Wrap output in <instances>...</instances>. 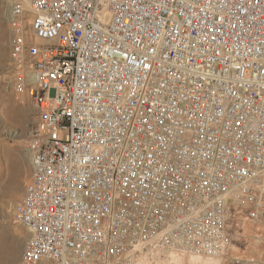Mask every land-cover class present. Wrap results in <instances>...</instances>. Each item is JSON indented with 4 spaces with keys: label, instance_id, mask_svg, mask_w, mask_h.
I'll use <instances>...</instances> for the list:
<instances>
[{
    "label": "built area",
    "instance_id": "2783aa9c",
    "mask_svg": "<svg viewBox=\"0 0 264 264\" xmlns=\"http://www.w3.org/2000/svg\"><path fill=\"white\" fill-rule=\"evenodd\" d=\"M9 29L20 264L221 258L264 227V0H15Z\"/></svg>",
    "mask_w": 264,
    "mask_h": 264
},
{
    "label": "rangeland",
    "instance_id": "374dc122",
    "mask_svg": "<svg viewBox=\"0 0 264 264\" xmlns=\"http://www.w3.org/2000/svg\"><path fill=\"white\" fill-rule=\"evenodd\" d=\"M0 0V10L8 2ZM37 121L32 101L19 98L10 66L9 20L0 15V261L2 264H20L29 231L16 222L14 210L21 199L32 174V164L27 150L30 132ZM236 220H239L236 217ZM235 225V224H234ZM233 225V226H234ZM246 232L221 258L205 259L198 264H264V227L248 220ZM235 227V226H234ZM238 228H234V230ZM3 244V245H2ZM184 264H195L199 258L183 255ZM160 253V261L172 256ZM197 259V260H196ZM145 264H157V260ZM160 262H158L159 264ZM164 263V262H162ZM160 263V264H162ZM169 264V263H165Z\"/></svg>",
    "mask_w": 264,
    "mask_h": 264
},
{
    "label": "bare ground",
    "instance_id": "6f19581e",
    "mask_svg": "<svg viewBox=\"0 0 264 264\" xmlns=\"http://www.w3.org/2000/svg\"><path fill=\"white\" fill-rule=\"evenodd\" d=\"M15 0H7L6 2L7 5H6V8L5 10H0V15L1 17L2 16H6L7 20H9V12H10V9H11V6L13 4ZM2 240V235L0 233V243L3 241ZM3 245V244H2ZM2 251V250H1ZM0 251V252H1ZM161 252H159L158 250L156 249H147V250H143L141 253H140V260H141V264H145L146 262H149V261H155L157 260V264L158 262L162 263V264H165V263H169V264H184V260H185V257L184 256H180L179 254L177 253H173V254H168L170 252H167V253H164V254H167V256H172L171 258L167 259V261L165 262L164 261H160V257H159V254ZM1 254V253H0ZM166 256V255H165ZM166 256V257H167ZM191 257H195V258H199L198 259V262H196L195 264H198V263H202V262H205L204 260L205 259H210L211 261H213L214 259H218V258H204V257H200V256H191ZM197 260V259H196ZM150 262V263H151ZM159 263V264H160ZM0 264H2V262L0 261ZM194 264V263H193ZM204 264H209V263H204Z\"/></svg>",
    "mask_w": 264,
    "mask_h": 264
}]
</instances>
